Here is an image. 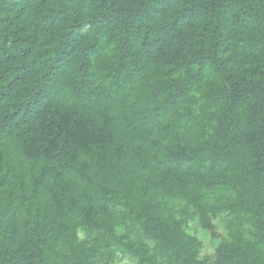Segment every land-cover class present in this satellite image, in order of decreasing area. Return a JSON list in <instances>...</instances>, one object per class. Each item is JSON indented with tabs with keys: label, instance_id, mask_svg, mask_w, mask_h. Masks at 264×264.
Masks as SVG:
<instances>
[{
	"label": "trees",
	"instance_id": "obj_1",
	"mask_svg": "<svg viewBox=\"0 0 264 264\" xmlns=\"http://www.w3.org/2000/svg\"><path fill=\"white\" fill-rule=\"evenodd\" d=\"M0 264H264V0H0Z\"/></svg>",
	"mask_w": 264,
	"mask_h": 264
}]
</instances>
